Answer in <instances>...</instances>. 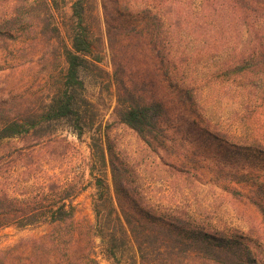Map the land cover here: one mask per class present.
Returning <instances> with one entry per match:
<instances>
[{"label":"trees","instance_id":"obj_1","mask_svg":"<svg viewBox=\"0 0 264 264\" xmlns=\"http://www.w3.org/2000/svg\"><path fill=\"white\" fill-rule=\"evenodd\" d=\"M0 1L11 4L0 14V42L56 38L66 62L62 86L29 120L13 115L12 102L0 99V144L49 121H67L82 136L81 72L101 69L107 59L111 71L106 72L117 90L115 117L159 164L245 196L264 219V0H203L195 11L191 0H100L98 32L89 1L75 0L68 37L55 21L56 0ZM187 34L203 36L204 60L215 59L207 67L209 84H228L246 95L250 137H229L204 118L197 84L189 77L196 52L186 48ZM110 131L93 138L113 186L112 192L102 177L95 178V222L76 218L70 198L77 185L63 189L45 209L39 196L19 199L4 192L0 228L47 224L50 231L0 250V264H101L98 238L117 261L130 247L131 264H264L243 236L206 229L187 211L163 209L147 199L138 170L118 153ZM203 167L208 173L202 174ZM226 170L230 174L223 177ZM236 183L246 193L237 191Z\"/></svg>","mask_w":264,"mask_h":264},{"label":"rangeland","instance_id":"obj_2","mask_svg":"<svg viewBox=\"0 0 264 264\" xmlns=\"http://www.w3.org/2000/svg\"><path fill=\"white\" fill-rule=\"evenodd\" d=\"M74 1L52 2L55 21L67 37ZM88 1L98 32L102 19L101 1ZM202 1L191 0V9L200 8ZM10 7L11 4L0 1V14ZM184 43L191 53L196 52L191 60L189 77L197 84L200 111L206 121L212 129L229 137H250L252 124L245 116L246 95L228 84H209L207 67L216 62L208 54L210 60H204L203 36L195 38L187 34ZM58 46L56 38L48 41L30 37L0 42V99L12 102L13 115L29 120L62 86L66 62ZM106 65L107 59H104L99 65L101 69L91 67L81 72L85 90L80 99L86 116L82 136H78L67 121H49L3 140L0 144V195L6 192L19 199L39 196L45 209L49 202L60 199L63 189L85 186L79 188L70 201L77 219L94 223L95 178L102 177L113 192L110 170L97 157L93 143V138L99 139L100 132L106 128L111 130L110 137L121 157L138 170V183L154 205L163 209L179 207L206 229L243 236L264 263V219L256 207L245 196L232 195L209 179L194 180L161 166L138 135L116 119L117 90L107 74L111 68ZM206 170L203 167L200 171L208 173ZM221 174L228 177L230 172L226 170ZM235 187L237 191H247L242 184L236 183ZM49 231L47 224L1 227L0 250L10 249L27 237H41ZM124 250L120 261L114 260L97 239L96 256L101 264H131L132 249Z\"/></svg>","mask_w":264,"mask_h":264}]
</instances>
